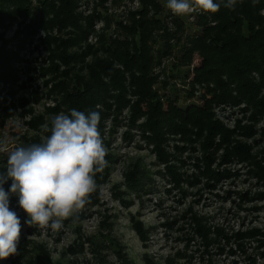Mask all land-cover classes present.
Returning <instances> with one entry per match:
<instances>
[{
  "label": "rangeland",
  "instance_id": "rangeland-1",
  "mask_svg": "<svg viewBox=\"0 0 264 264\" xmlns=\"http://www.w3.org/2000/svg\"><path fill=\"white\" fill-rule=\"evenodd\" d=\"M147 1L155 6L149 3L145 10V0H76L74 14L80 18L76 27L39 28L27 35L32 19L43 18L50 11L33 0L29 8L32 16L17 14L0 25V50L17 55L12 64L15 83L0 86V93L12 88L15 99L13 108L6 97H0V139L8 138L10 151L41 141V125L51 126L50 118L55 114H68L63 105L67 94L79 95L84 86L91 89L102 82L110 85V95H116L106 68L124 73L127 102L134 105L137 97L130 74L115 56L117 52L134 54L137 45L149 51L153 88L164 110L167 99L183 109L191 105L206 108L202 98H211L208 93L213 86L195 81L202 65L200 52L193 54L191 64L184 55L192 46L191 40L203 33L204 17L210 24L211 16L194 12L180 17L165 7L166 0ZM50 3L56 7L49 19L60 16L62 1ZM143 19L150 23L146 45L138 30L130 33L134 21ZM154 19L159 23L154 24ZM83 31L84 35L80 34ZM119 43L130 45L120 47ZM111 76L119 75L114 72ZM107 103L109 108L96 107L105 113L101 137L107 148V163L103 172L96 174L97 191L80 210L78 219L65 220L58 231L29 227L18 196L10 193L12 180L4 184L10 193V210L21 220L19 242L43 246L54 263L99 264L88 243L95 240L99 241L98 249H104L99 255L106 257L105 264H264L262 235L245 241L244 251L237 250L234 239L227 244L218 235L219 231L228 237L254 230L264 233V177L256 168L258 163L264 169V118L253 120L251 108L244 104L213 102L212 121L233 133L231 144L217 147V137L213 147L206 150L205 138L183 140L180 135H166L160 149L143 132L147 118L141 116L133 124L128 106L118 112L114 100L107 99ZM237 144L247 146L256 161L233 158L224 162L226 149ZM8 154L0 153V172L6 170ZM208 165L221 175L218 180L205 174ZM198 221L212 242L207 252L197 233ZM108 237L120 254L108 246ZM82 243L83 251L79 248L75 255L67 254ZM0 264L24 261L14 255L0 260Z\"/></svg>",
  "mask_w": 264,
  "mask_h": 264
},
{
  "label": "trees",
  "instance_id": "trees-1",
  "mask_svg": "<svg viewBox=\"0 0 264 264\" xmlns=\"http://www.w3.org/2000/svg\"><path fill=\"white\" fill-rule=\"evenodd\" d=\"M33 0H0V20H3L0 25L5 23L10 18H15L17 14L25 16H32L30 7ZM45 8L48 7L49 13H45L44 17L36 16L32 19L31 25L26 28L27 35L35 32L37 29H48L54 26H64L71 24L74 27L78 24L80 18L74 14L76 0H61L62 5L60 10L62 14L58 17L49 19V15L53 13L56 6L50 3L51 0H37ZM219 2V0H216ZM226 2V0H225ZM153 2L145 0L144 6L147 10L148 6ZM155 6V5H154ZM14 9L11 12V9ZM144 10V11H145ZM264 0H238L234 9H229L221 5L219 11L215 14L206 13L211 16V23L208 24V19L204 17L205 28L203 33L196 40H191V48L184 55L188 58L189 64L193 54L200 52L202 57V65L196 72V82H206L213 86L209 93V98H202L205 101L206 108L204 110L198 109L196 106H189L185 109L176 106L172 100H166L167 110L163 109L161 98L154 90L155 79L150 75L151 60L147 52L137 45L134 54L117 52L115 58L123 64L130 74V85L135 88L133 95L137 97L134 105H129L126 98V79L124 73L115 69L106 68V73L109 74V83L113 84L112 92L116 95H110V85L106 83H96L91 89L89 86H84L79 92L80 94L66 95V100L63 103L70 114L71 109L85 112L99 111L97 106L101 105L105 109L109 108L107 99L116 102V109L120 112L127 107L131 111V120L136 122L139 117H145L146 122L143 125L144 133L149 134L148 140L156 145L157 148L162 149V144L166 140V135H180L183 140H192V137L197 139L205 138L203 147L208 150L213 147L217 137H220V143L217 147H223L225 144L232 143L233 133L225 130L222 125L212 121L210 108L213 102H225L244 104L251 108L253 113V120L259 116L264 118ZM147 12V11H146ZM154 24H158V19H154ZM212 26L211 24H214ZM149 21L145 19L141 21H134L130 33L138 30L142 36L141 42L146 45L151 33L148 32ZM80 34L84 35V31ZM76 43V42H75ZM120 47L128 46L130 44L119 43ZM124 47V48H125ZM16 54L6 53L0 50V86L5 84H14L17 78L12 64L16 60ZM100 71V70H99ZM97 72L98 76L100 72ZM118 73V77L111 76L113 73ZM96 73V72H95ZM94 73V74H95ZM136 73H139L138 76ZM93 74V75H94ZM12 88L9 91H1L0 97H6L8 106L15 107V99L11 95ZM83 92V93H82ZM210 100V101H209ZM111 108V107H110ZM56 112L59 111L55 110ZM101 119L98 125L99 132L102 136L103 121L105 113L99 111ZM167 129V130H166ZM45 136L50 133H44ZM204 140V139H203ZM39 140L37 143H40ZM35 143V142H34ZM208 152V151H207ZM164 152L162 151L161 159L165 161ZM212 155H210L211 157ZM223 158L224 162L230 161L233 158L238 159L239 162H254L251 157L249 148L243 144H237L232 149H226ZM209 159V158H207ZM208 162H211L210 160ZM256 168L264 177V169L256 164ZM211 171L210 165L207 166L206 175L211 176V179H219L220 174ZM176 180V178H175ZM197 233L203 239V247L205 252L211 241L208 240V231L202 225L201 221L197 222ZM142 236V230H138ZM218 235L226 240L229 244L234 239V244L237 250L244 251V243L247 240H254L257 236L264 233L258 230L251 232L236 234L232 237L224 236L222 231ZM109 238V237H108ZM106 238V239H108ZM91 244L92 254L97 259L99 264H105L106 257L99 255L104 249L99 250V241L88 240ZM264 241V240H263ZM107 243L113 248L117 254L121 250L113 242V239H108ZM83 251V243L78 247L73 246L67 254L75 255L78 249ZM108 248V247H107ZM16 257L23 260L24 264H66L65 260L54 263L51 256L45 251L43 246L33 245L32 242H19L17 247ZM64 259V257H63ZM251 258H248V260ZM71 264V263H68ZM125 264H127L125 262Z\"/></svg>",
  "mask_w": 264,
  "mask_h": 264
},
{
  "label": "clouds",
  "instance_id": "clouds-1",
  "mask_svg": "<svg viewBox=\"0 0 264 264\" xmlns=\"http://www.w3.org/2000/svg\"><path fill=\"white\" fill-rule=\"evenodd\" d=\"M238 0H166L165 7L176 16L194 12L215 14L224 7L234 9ZM255 2V0H254ZM99 111L87 114L71 109L41 125L40 143L18 146L10 151L8 138L0 139V153H9L6 170L0 172V260L17 254L21 220L10 210L9 195L19 198L29 227L58 231L69 218L90 203L97 191L95 176L106 166L107 148L98 129ZM11 179L10 193L4 184ZM102 195V193H101ZM30 238V237H29Z\"/></svg>",
  "mask_w": 264,
  "mask_h": 264
}]
</instances>
